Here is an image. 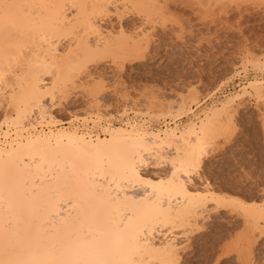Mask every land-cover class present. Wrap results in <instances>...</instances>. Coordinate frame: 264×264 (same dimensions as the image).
Listing matches in <instances>:
<instances>
[{"label": "bare ground", "instance_id": "6f19581e", "mask_svg": "<svg viewBox=\"0 0 264 264\" xmlns=\"http://www.w3.org/2000/svg\"><path fill=\"white\" fill-rule=\"evenodd\" d=\"M171 2L0 0V48H16L11 52L34 60L14 76L8 122L20 126L38 111L35 121L57 125L43 102L49 99L54 107L56 95H65L80 71L104 59L131 62L143 57L144 34L140 31V38L135 31L136 36H126L131 27L125 12L129 8L124 6L130 7L128 13L143 15L140 24L129 23L133 30H141L153 13L168 10ZM63 47L65 53L59 55ZM255 65L264 68V62ZM3 75L0 71V84ZM44 77H50L47 87ZM100 87L94 82L88 90L95 94ZM251 92L260 97L262 84L250 82L241 93L204 112L200 125L191 123L182 131L170 127L148 132L135 122L125 128L105 126L101 135H84L76 131L74 121H68L63 128L73 131L28 133L25 122L23 132L0 145V264H151L148 261L157 259L160 264H174L179 243L174 234L208 219V204L224 206L212 184L194 175L205 149L200 134ZM184 109L181 104L176 113ZM165 159L171 165L167 177H149V169L157 175L155 170ZM196 180L202 182V190H191L197 188ZM242 209L253 223L245 226L248 239L264 212ZM240 249L233 250L244 252Z\"/></svg>", "mask_w": 264, "mask_h": 264}, {"label": "rangeland", "instance_id": "374dc122", "mask_svg": "<svg viewBox=\"0 0 264 264\" xmlns=\"http://www.w3.org/2000/svg\"><path fill=\"white\" fill-rule=\"evenodd\" d=\"M169 6L168 10H163L164 7L163 11L153 13L150 23L141 30H133L130 24H140L143 15L128 13L130 7L124 6L129 8L125 16L128 28L132 29L126 31V36L144 34L143 57L131 62L104 59L80 71L65 95H56L54 107L49 99L43 102L44 108L58 120L52 130H64L62 121H79L91 131L100 130L101 135L105 126L125 128L120 124L111 126L107 121L129 110L146 118L135 126L148 132L161 133L170 127L182 131L191 123L200 125L204 112L241 93L250 82L258 81L262 84L260 97L253 92L244 94L227 113L212 120L209 130L200 134L205 149L200 169L194 175H201L212 184L223 197L224 206L208 204V219H199L185 231H175L182 237L173 232L179 242L177 260L173 263L264 264V219L258 220L254 234L250 232L245 239L252 219L242 209L253 207L260 215L264 212V68L255 65L264 62V0H172ZM113 33L118 34V29ZM59 51V55L65 53L64 47ZM2 52L0 134L7 136L8 131H13L17 135L25 130V122L39 112L33 111L20 126L8 122L10 86L14 76L32 66L34 60L18 55L20 52L9 55ZM94 82L101 84L95 94L88 90ZM44 83L43 87L49 86L50 77H44ZM225 89L229 90L226 94L215 95L217 90ZM181 104L185 109L177 114ZM167 108L170 112H166ZM166 119L174 124L166 123ZM165 160L155 170L157 175L152 176L154 170L149 169V177H167L171 165ZM196 181L197 188L191 190H202V182ZM232 248L244 252H234ZM228 251L234 253L225 254ZM220 255L221 262L217 263ZM153 262L160 264L158 259L148 261Z\"/></svg>", "mask_w": 264, "mask_h": 264}, {"label": "built area", "instance_id": "2783aa9c", "mask_svg": "<svg viewBox=\"0 0 264 264\" xmlns=\"http://www.w3.org/2000/svg\"><path fill=\"white\" fill-rule=\"evenodd\" d=\"M227 91H229V90H226V89L225 90H217L215 92V95L222 96L223 94H226ZM207 100H208V98L203 100V102H206ZM38 117L39 116L34 115V116H32V118L29 121L26 122L28 133H32V132H34V130L36 132H40V131L47 132L49 129H52V127L46 126L45 123H39L38 121H35ZM142 119H146V118L136 116L134 113H132V111L127 110L126 114L121 113V114L113 115V118L108 120L107 124H110V125L120 124L123 126H127V125H132L135 122H138L139 120H142ZM29 123H31V124H29ZM62 123L64 124L63 125L64 127L68 126V121L67 122L62 121ZM74 123H75L76 129L83 132L84 134H86V133L99 134L101 132L100 130L91 131L90 128L87 129V128L83 127L82 123L79 121H74ZM166 123L174 124V122H171L170 119H166ZM24 133H23V135H24ZM15 138H16V136H15L13 131H8L7 136L0 134V145L4 144L6 142H11V140L15 139Z\"/></svg>", "mask_w": 264, "mask_h": 264}]
</instances>
